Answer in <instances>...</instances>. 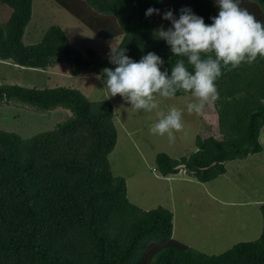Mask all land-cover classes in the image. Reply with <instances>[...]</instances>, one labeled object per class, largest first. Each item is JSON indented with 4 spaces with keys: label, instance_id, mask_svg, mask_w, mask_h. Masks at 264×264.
Returning a JSON list of instances; mask_svg holds the SVG:
<instances>
[{
    "label": "trees",
    "instance_id": "1",
    "mask_svg": "<svg viewBox=\"0 0 264 264\" xmlns=\"http://www.w3.org/2000/svg\"><path fill=\"white\" fill-rule=\"evenodd\" d=\"M103 39L122 36L117 48L139 60L147 52L163 58V68L186 57L172 55L153 35L155 15L145 18L157 0H53ZM192 12L210 24L217 15L214 0H191ZM11 12L0 25V60L28 69H46L70 57V74L113 67L88 50L74 55L65 33L49 27L41 41L25 46L33 0H0ZM84 5L103 17L84 19ZM240 6L264 22V0H241ZM105 16H113L114 30ZM213 103L221 139L196 137V151L175 160L155 157L162 177L191 173L208 183L226 173L225 163L259 154L264 128V57L238 68L222 67ZM186 93L178 91L174 97ZM16 102L40 110L63 108L66 120L29 139L0 131V264H264V223L259 238L237 243L208 256L172 238V213L162 207L142 211L127 199L125 180L114 177L108 160L117 141L114 112L108 101H89L65 87L24 88L0 85V103ZM264 220V203L259 206Z\"/></svg>",
    "mask_w": 264,
    "mask_h": 264
},
{
    "label": "rangeland",
    "instance_id": "2",
    "mask_svg": "<svg viewBox=\"0 0 264 264\" xmlns=\"http://www.w3.org/2000/svg\"><path fill=\"white\" fill-rule=\"evenodd\" d=\"M182 7L193 10L192 1L162 0L159 9L161 13L171 9L176 15ZM10 12L0 3V25L5 24ZM81 16L84 19L103 17L86 5ZM104 18L109 26L118 30L113 16ZM160 25L170 26L155 15V29ZM51 26L61 28L70 49L81 58H88L90 50L95 57L108 59L111 48H117L122 39V36L98 37L53 0H33L23 45L39 43ZM73 66L70 57H64L44 70L23 68L10 60H0V85L36 89L65 87L80 91L89 101L111 103L117 132L115 148L108 156L112 174L125 180L127 199L140 210L162 207L172 213V238L175 241L205 255L217 256L237 243L259 238L264 223L259 210L264 203V128L259 137L263 151L225 163L226 173L213 181L199 183L182 169L176 175L162 177L155 165L157 154L165 153L179 160L196 151L197 136L221 139L213 103L196 114L187 111L188 103L197 102L190 94L173 98L157 95L158 110H137L119 95L109 96L105 78L100 74L92 70L75 76L70 74ZM172 107L183 110V126L174 131L175 139L170 142L167 134H154L151 127L159 119L158 112L166 114ZM69 116L70 111L60 107L46 111L16 102L0 103V131L29 139L52 130Z\"/></svg>",
    "mask_w": 264,
    "mask_h": 264
},
{
    "label": "clouds",
    "instance_id": "3",
    "mask_svg": "<svg viewBox=\"0 0 264 264\" xmlns=\"http://www.w3.org/2000/svg\"><path fill=\"white\" fill-rule=\"evenodd\" d=\"M241 0H214L217 15L205 24L203 17L191 8L182 7L174 15L168 9L149 7L144 15H158L170 25H160L153 30L156 39L164 41L171 56L178 59L169 69L165 61L154 52H147L139 60L127 55L125 48H111L109 63L103 75L109 96L119 95L137 110H158L157 95L173 98L178 91L190 93L197 102L188 103L189 113L200 114L209 103L219 99L216 80L222 75V67L238 68L242 63H252L258 56L264 57V22L255 18L240 6ZM162 3V0H157ZM159 119L151 131L165 135L174 141V131L182 129L183 110L172 107L165 114L158 112Z\"/></svg>",
    "mask_w": 264,
    "mask_h": 264
},
{
    "label": "water",
    "instance_id": "4",
    "mask_svg": "<svg viewBox=\"0 0 264 264\" xmlns=\"http://www.w3.org/2000/svg\"><path fill=\"white\" fill-rule=\"evenodd\" d=\"M184 168H185V165H179L178 167H177V169H182V170H184Z\"/></svg>",
    "mask_w": 264,
    "mask_h": 264
}]
</instances>
